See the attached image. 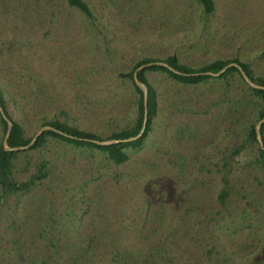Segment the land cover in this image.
<instances>
[{
    "label": "rangeland",
    "instance_id": "obj_1",
    "mask_svg": "<svg viewBox=\"0 0 264 264\" xmlns=\"http://www.w3.org/2000/svg\"><path fill=\"white\" fill-rule=\"evenodd\" d=\"M86 1L93 17L66 0H0V80L26 137L53 119L104 138L133 126L137 93L121 74L142 58H238L264 77V0H214L212 13L199 0ZM147 77L157 115L126 162L62 140L17 156L16 181L41 163L48 174L0 186V264H264V166L250 164L256 144L234 154L263 103L239 76Z\"/></svg>",
    "mask_w": 264,
    "mask_h": 264
},
{
    "label": "trees",
    "instance_id": "obj_2",
    "mask_svg": "<svg viewBox=\"0 0 264 264\" xmlns=\"http://www.w3.org/2000/svg\"><path fill=\"white\" fill-rule=\"evenodd\" d=\"M68 4L72 7H76L83 11L88 17H93L92 10L86 0H66ZM203 9L206 13H212L215 10L214 0H199ZM160 62L161 64H154L152 66L146 67L140 70L137 77L140 82L144 83L148 88V98L147 104L145 102V91L139 86L135 79L136 70L148 63ZM234 64L228 67L222 74L219 75L220 79H226L231 82L236 76H239L241 81L248 84L242 71L246 73L248 78L256 85L261 87H254L248 85L249 90L253 95L257 97L259 101L263 103V108L259 112V121L264 118V77L257 76L253 70L251 64L243 62L238 58L234 59H216L211 62L202 64L200 66H192L188 63L182 62L177 55H168L163 59L154 58H142L137 61L131 71L122 73L123 77L129 78L136 90V110L137 117L136 123L128 128H124L121 131L114 132L110 136L104 138L99 136L97 133L82 129L74 124L68 123L67 121H60L58 119H53L50 121H45L43 126H47L46 130L37 137L35 142L30 146L31 149H40L47 145L50 140H62L68 143L74 144L78 147L84 148H95L102 150L107 157L115 162L116 164H121L129 160L130 154L127 148H140L144 141L147 139L150 131L153 128L154 119L157 115L158 104L156 90L150 83L147 72L148 71H164L174 80L181 82L183 84H200L204 83L213 78V75L209 73H219L229 64ZM7 98L4 87L0 80V107L2 108L4 115L12 121V129L10 136L8 138V148L4 145V140L0 143V186L4 193H14L29 190L38 181L44 179L48 174V166L46 163H41L37 172L27 181L18 182L13 178V167L17 156L24 150H12L13 148L23 147L31 144L34 136L26 137L25 129L23 125L14 120L10 115L7 108ZM241 100L234 102L236 105V113H240L239 108L242 110L245 108L242 106ZM238 106V107H237ZM147 113V116H146ZM3 113L0 110V119L3 124L4 129V139L9 128V124L5 119ZM145 119L147 120L146 128L142 136L135 140L125 141V142H111L109 144H101L98 142L103 141H114V140H125L138 136L144 126ZM258 129L260 130L262 140L264 142V123L258 127L256 123L251 124L245 133L243 141L241 144L235 147L234 154H240L244 150L255 147V155L251 160V165L264 166V147L261 146L260 140L258 138ZM98 141V142H97ZM226 187L222 188L219 193V199L224 202L230 194V190L227 187L228 180L224 178Z\"/></svg>",
    "mask_w": 264,
    "mask_h": 264
},
{
    "label": "water",
    "instance_id": "obj_3",
    "mask_svg": "<svg viewBox=\"0 0 264 264\" xmlns=\"http://www.w3.org/2000/svg\"><path fill=\"white\" fill-rule=\"evenodd\" d=\"M154 64H161V63H160V62H152V63L144 64V65L140 66V67L136 70V72H135V79H136V82L139 84V86H140L141 88L143 87V89H144V91H145V102H146V104H147V98H148V88L146 87V85H145L144 83H142V82L139 81V79H138V77H137V74H138V72H139L140 70H142V69H144V68H146V67L152 66V65H154ZM233 65H234L233 63H232V64H229L228 66H226V67H225L222 71H220L219 73H209V74H211V75H213V76H219V75L222 74V73H223L228 67L233 66ZM242 74L244 75V77L246 78V80H247L252 86H254V87H261V86H259V85L254 84V83L248 78V76L246 75V73H245L244 71H242ZM0 110H1V112L3 113V115H4V112H3V110H2L1 107H0ZM146 116H147V113H146ZM4 117H5V119L7 120L8 124H9V128H8V130H7V133H6V136H5V139H4V145H5V147H6L7 149H9V148H8V145H7V142H8V138H9V136H10L11 129H12V121H11L9 118H7L5 115H4ZM263 123H264V118L259 122L258 127H260ZM146 124H147V120L145 119L144 126H143V129H142L141 133H140L138 136L134 137V138L125 139V140H114V141H103V142H98V141H97V142H98V143H101V144H109V143H111V142H125V141L135 140V139L139 138L140 136H142V134H143L144 131H145ZM47 128H49V127L44 126L42 129H40V130L38 131V133L36 134V136L34 137V139L32 140L31 144H29V145H27V146H23V147L13 148L12 150H23V149H27V148H29V147L35 142V140L37 139V137H39V136L42 134V132H43L44 130H46ZM258 138H259V140H260V144H261V146L264 147V142H263V140H262V136H261V133H260V130H259V129H258Z\"/></svg>",
    "mask_w": 264,
    "mask_h": 264
}]
</instances>
